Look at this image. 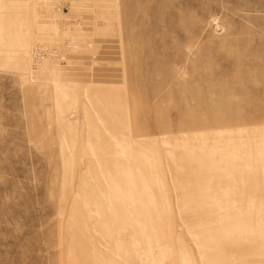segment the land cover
<instances>
[{
    "label": "rangeland",
    "instance_id": "1",
    "mask_svg": "<svg viewBox=\"0 0 264 264\" xmlns=\"http://www.w3.org/2000/svg\"><path fill=\"white\" fill-rule=\"evenodd\" d=\"M123 176L150 264H264V0H0V264L116 257Z\"/></svg>",
    "mask_w": 264,
    "mask_h": 264
},
{
    "label": "bare ground",
    "instance_id": "2",
    "mask_svg": "<svg viewBox=\"0 0 264 264\" xmlns=\"http://www.w3.org/2000/svg\"><path fill=\"white\" fill-rule=\"evenodd\" d=\"M105 164H107V162H105ZM108 178H109V180H108V183L106 182L107 185L105 186V188H106L107 193L110 197V206L114 207V210H110V209L108 210L107 209V211L102 212V214H103L104 218H106V219L110 218L112 220H115L114 222L118 223L116 230H117V233H119L118 237H121V239H122L119 242H124V248L122 250L117 251V253H115V256L117 257V259H116V257L111 256V254H108L109 250L106 248V245L103 243V241H97V244H98L97 246L92 244L93 252H88V251L84 252V251H82V249L77 250V252H78L77 258L72 263L73 264H150L153 261V256L152 255L150 256V254H147L146 252H144L142 250L141 247H139V244H137V243L141 242L139 237H142L144 234L147 233L148 236H152L153 238L158 239L160 237L162 238L165 234H167L166 231H162V233L160 235V233L155 228L154 222L159 221L158 216H160V214H159L158 204L156 203V200L154 199V196L152 194V188L148 187V186L145 187V193L149 199V203H150V207H151V208H149L148 205L134 204L135 201L136 202L139 201L138 198H139L140 194H130L128 192L127 186L134 183L135 179H132V178L129 179L128 177L126 178L124 176L123 177H108ZM170 180L173 181L172 177H170ZM137 181L138 180H136V182ZM98 188H100V187H98ZM173 190L177 194V188L175 187L174 184H173ZM212 190L215 191L214 188H212ZM143 195H141V196H143ZM147 214L150 215V221L151 222L148 224L145 223L143 228L139 229V231L135 230L133 225L131 224V222H133L135 217H138V215L140 217H143L144 215L146 216ZM130 220H131V222H130ZM190 221L194 222L195 219L194 220L191 219ZM204 221H205V219H204ZM213 221H214V219H213ZM199 222H202V220H199ZM205 222H207V220ZM209 222H211V221H209ZM135 227H136V225H135ZM111 230H113V229H111ZM117 233H116V235H117ZM211 235H213V234H211ZM229 237L233 239L234 234L229 235ZM235 237L237 239H239V235H235ZM105 238L107 239V237H105ZM207 239H208V237H207ZM210 240H211V238H210ZM202 241H204V240L202 239ZM205 241H204V243H205ZM119 242H117V243L119 244ZM207 242H209L208 247L210 249H212V251L210 253H205L206 259L210 258L214 255V248L211 245L212 243H210V241H208V240H207ZM117 243L115 242V245ZM200 243L202 244V242H200ZM128 245H130L131 248H129ZM115 247H118V245H116ZM126 247H128V248H126ZM241 247L243 249H245L242 253L247 252L249 250V247H245L243 245ZM87 249H88V247H87ZM94 250L98 253V255L95 253ZM126 251H129V253L126 254L125 253ZM149 252H152L151 248L149 249ZM220 257L221 256H219V258ZM219 258H217V259H219ZM64 262H65V260H64ZM254 263L255 262H253V264ZM63 264H65V263H63ZM237 264H238V262H237ZM239 264H243V263H239Z\"/></svg>",
    "mask_w": 264,
    "mask_h": 264
}]
</instances>
